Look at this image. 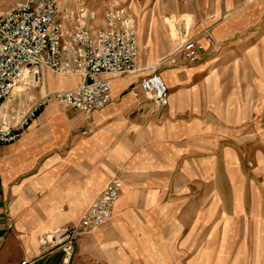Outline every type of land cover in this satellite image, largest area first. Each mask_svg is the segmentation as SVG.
<instances>
[{
    "label": "rangeland",
    "instance_id": "374dc122",
    "mask_svg": "<svg viewBox=\"0 0 264 264\" xmlns=\"http://www.w3.org/2000/svg\"><path fill=\"white\" fill-rule=\"evenodd\" d=\"M24 1L0 0V17ZM113 1L127 7L139 41L136 71L115 76L133 83L123 94L131 93L134 102L121 118L122 138L129 136L123 138L127 157L118 171L139 192L129 214L137 220L133 228L170 239L168 264H264V2L256 6L263 0H58L63 11L96 12L100 20L94 27ZM244 10L252 22L241 30ZM210 14L221 18L214 27L232 18L231 29L237 28L218 39L221 50L211 56L204 51L191 63L181 42L186 33L198 34L211 24ZM205 62L210 63L201 72H189ZM155 71L170 87L164 107L140 90ZM167 71L185 77L171 86ZM48 74L80 83L46 71L39 87L18 85L0 110L29 108L51 96ZM115 103L113 97L110 105ZM67 111L73 121L83 117L75 135L88 136L86 117Z\"/></svg>",
    "mask_w": 264,
    "mask_h": 264
},
{
    "label": "crops",
    "instance_id": "0c3cea01",
    "mask_svg": "<svg viewBox=\"0 0 264 264\" xmlns=\"http://www.w3.org/2000/svg\"><path fill=\"white\" fill-rule=\"evenodd\" d=\"M262 2L264 0L256 6H261ZM247 13L244 10L239 14L237 22L241 30L252 22ZM229 18L225 16V20ZM231 19L217 27L214 26L221 18L210 21L202 32L186 33L183 41L198 37L210 28L215 43L220 45L216 50L211 44L207 45L205 55L211 56L224 46L218 39L236 30L237 27L231 29ZM209 63L190 68L189 72H201ZM163 75L171 86L185 77L172 71ZM109 79L114 100L119 103L86 118L84 127L92 128V135L76 136V130L84 125L83 117L73 121L67 109L52 102L20 139L12 144H0V264H168L166 241L170 239L154 232L138 233L133 228L137 220L129 214L139 192L130 177L123 179L118 175L121 161L127 157L123 138L129 136L128 132L122 138L121 118L131 111L134 102L131 93L123 94L133 83L121 77ZM78 83V79L56 80L47 75L46 84L52 93L73 90ZM170 100L169 95L168 103ZM135 161L130 160L129 165L134 166ZM116 177L124 186L114 217L102 228L82 236L71 259L45 244L49 234L78 222ZM143 241L147 243H141Z\"/></svg>",
    "mask_w": 264,
    "mask_h": 264
},
{
    "label": "built area",
    "instance_id": "2783aa9c",
    "mask_svg": "<svg viewBox=\"0 0 264 264\" xmlns=\"http://www.w3.org/2000/svg\"><path fill=\"white\" fill-rule=\"evenodd\" d=\"M208 19L219 20L215 14ZM98 20L99 15L86 7L63 11L58 0H25L0 17V109L18 85L39 87L46 71L80 79L74 90L53 93L29 108L0 110V144L20 139L51 102L80 112L87 119L112 103L109 78L131 75L137 69V28L127 7L119 1L106 7L101 25L94 27ZM203 42L215 43L210 28L202 38L188 39L182 45L191 63H197L206 51ZM140 90L159 107L167 105L169 88L158 72L144 78ZM133 93L138 96L136 88ZM93 133L92 128L83 132L88 136ZM122 190L123 181L113 178L78 222L52 232L45 244L71 259L81 237L112 218Z\"/></svg>",
    "mask_w": 264,
    "mask_h": 264
},
{
    "label": "bare ground",
    "instance_id": "6f19581e",
    "mask_svg": "<svg viewBox=\"0 0 264 264\" xmlns=\"http://www.w3.org/2000/svg\"><path fill=\"white\" fill-rule=\"evenodd\" d=\"M139 42V41H138ZM139 85V84H138Z\"/></svg>",
    "mask_w": 264,
    "mask_h": 264
}]
</instances>
